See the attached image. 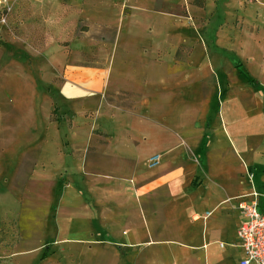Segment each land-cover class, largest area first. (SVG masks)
<instances>
[{
  "label": "rangeland",
  "instance_id": "1",
  "mask_svg": "<svg viewBox=\"0 0 264 264\" xmlns=\"http://www.w3.org/2000/svg\"><path fill=\"white\" fill-rule=\"evenodd\" d=\"M206 1L208 23L192 17L190 0H139L148 11L131 0L0 5V264H209L208 256L228 254L239 261L241 249L227 241L195 247L192 196L214 201L234 183L247 194L254 172L264 179V0ZM129 15L150 24L119 39ZM231 33L253 55L231 62ZM173 59L182 64L178 74ZM122 63L164 92L155 104L180 127L189 157L180 196L158 187L138 193L141 177L157 179L161 158L122 170L98 167L91 155L84 164L70 160L103 130L96 120L74 125L86 105L60 97L65 69ZM158 77L164 82L156 86ZM129 105L125 96L114 108ZM145 128L147 150L171 134Z\"/></svg>",
  "mask_w": 264,
  "mask_h": 264
},
{
  "label": "crops",
  "instance_id": "2",
  "mask_svg": "<svg viewBox=\"0 0 264 264\" xmlns=\"http://www.w3.org/2000/svg\"><path fill=\"white\" fill-rule=\"evenodd\" d=\"M247 1L252 5L255 4L253 0ZM131 3L137 4L139 9H145L140 5L139 0H131ZM238 3H240V0ZM166 6L168 7L167 2H165ZM188 6L193 18L195 17L199 20L206 18L205 23H208L210 20L209 15L204 12V9L208 6L207 1L202 8L193 4ZM148 9L145 10L148 11ZM156 11L162 12L161 10ZM147 24L150 23L138 21L132 15L124 17L121 28L118 31L119 39L135 37L141 32V27H148ZM227 37L231 41V44L227 47L228 50L229 48L232 50L231 62L236 55L245 59L248 54L252 53L249 47V53L246 54L240 35L231 33ZM254 58L256 57L254 56ZM154 60L163 62L161 56L155 57ZM228 62L230 63V61ZM181 65L177 59H173L174 74L180 72ZM116 67L114 70V68L109 69L104 64H72L65 69L64 81L60 87V97L66 102L81 101L86 105V108H83L81 113L75 118L74 125L77 124L76 121H80L87 126L96 120L98 126L103 130L102 134L96 135L94 146L90 147V149L88 148V150L85 148L80 149V151L75 149L73 151L74 154L70 156V160L74 162L80 161L81 164H84L89 161L91 155L93 162L98 167L122 170L127 167L132 166L133 168L137 167L136 165L148 163L152 156L159 154L161 163L157 179L154 182H150L148 177H141L138 193L146 196L154 187H158L171 197L173 194L180 196L182 185L185 182L184 176L189 157L185 156L187 152L182 150L184 149L185 140L181 137L179 131L176 130L180 129L179 125L175 123L173 127H170L167 124L168 118L163 114L166 110L165 112L161 108L159 110V105L156 106L155 104L156 101L158 102L162 99L164 92L152 87L150 85L151 82L144 76L137 74L134 67L125 63ZM258 71V78L263 81L264 69L259 68ZM163 82V79L159 77L154 81L156 86L162 85ZM123 95L129 98L132 106L120 108L116 113L114 107L118 100L122 101V98L125 97ZM151 125L163 128L166 133L171 132V136L176 135L178 138L176 144L168 141L170 138L168 133V135L162 136L159 144H153V147L147 150L145 143L149 141L150 134L147 132L148 128L145 127ZM189 150L192 153V167H194L196 165L195 156H193L191 147H189ZM198 150L199 148H197ZM236 150L239 153L237 147ZM237 153L236 155L238 156ZM252 162L249 161L253 166L257 165ZM263 164L264 161L261 160L260 167L264 166ZM255 177L256 174L254 172L253 184L251 185L253 190H256L261 195L260 191L261 186L264 185V179L261 177L256 181ZM244 189L242 183H234L225 196L216 197L214 201L209 200V202L206 201V196H192L191 217L195 236H197L195 247L207 250L213 243H219L221 247H226L225 242L227 241L231 247L241 249L239 261L243 258L244 252L238 238V230L243 221L239 203L250 199L249 194L253 192L249 190L245 194ZM259 202L261 210L264 211V195L259 198ZM208 213L211 214L207 216ZM239 261H231V255L229 254L219 260H211L210 256H208L209 264H238Z\"/></svg>",
  "mask_w": 264,
  "mask_h": 264
},
{
  "label": "built area",
  "instance_id": "3",
  "mask_svg": "<svg viewBox=\"0 0 264 264\" xmlns=\"http://www.w3.org/2000/svg\"><path fill=\"white\" fill-rule=\"evenodd\" d=\"M6 2L7 0H0V5ZM7 10L10 11L11 7H7ZM159 160V155L152 156L149 160L150 166H156ZM259 195V192L253 190L249 194L250 199L239 203L243 221L238 230V238L244 256L238 264H264V211L260 208Z\"/></svg>",
  "mask_w": 264,
  "mask_h": 264
},
{
  "label": "trees",
  "instance_id": "4",
  "mask_svg": "<svg viewBox=\"0 0 264 264\" xmlns=\"http://www.w3.org/2000/svg\"><path fill=\"white\" fill-rule=\"evenodd\" d=\"M190 2H191L193 5L202 8V7L205 6L206 0H190Z\"/></svg>",
  "mask_w": 264,
  "mask_h": 264
}]
</instances>
